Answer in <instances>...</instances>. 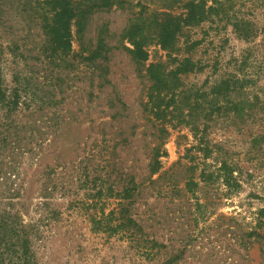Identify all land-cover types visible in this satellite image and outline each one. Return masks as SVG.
Segmentation results:
<instances>
[{
    "label": "rangeland",
    "instance_id": "rangeland-1",
    "mask_svg": "<svg viewBox=\"0 0 264 264\" xmlns=\"http://www.w3.org/2000/svg\"><path fill=\"white\" fill-rule=\"evenodd\" d=\"M33 1L0 0L2 262L10 255L15 264L19 257L27 264H264V143H252L264 134L263 107L248 118L229 103L202 114L195 106L197 91L227 76L251 80V94L264 103V0H219L224 13L217 7L207 22L183 30L178 40L198 42L189 55L202 71L181 77L182 93L159 106L162 121L150 112L146 68L174 63L145 30L153 12L183 18L189 0H115L83 34L72 29L65 56L43 52ZM236 20L251 24L252 39L238 37ZM137 21L147 35L145 63L127 51L125 31ZM100 39L108 61L98 66L87 50ZM156 145L162 155L152 176ZM222 162L239 187L216 178ZM131 179L136 189L125 201L142 229L134 239L95 222L123 202L116 195Z\"/></svg>",
    "mask_w": 264,
    "mask_h": 264
},
{
    "label": "trees",
    "instance_id": "trees-1",
    "mask_svg": "<svg viewBox=\"0 0 264 264\" xmlns=\"http://www.w3.org/2000/svg\"><path fill=\"white\" fill-rule=\"evenodd\" d=\"M35 2L39 13V30L43 38V52H48L51 56L56 53L61 56L67 55L71 51L72 29H75L80 35L83 34L90 17L94 13L110 9L118 4L115 0H34L33 3ZM164 2L174 3L181 1L164 0ZM209 2L212 4L211 6H208ZM183 7L185 9L183 18H181V16H171L169 13L156 14L153 12L150 15L149 28L145 30L147 34H153L155 38H157L161 51L166 53L165 57L174 63V66L169 69L166 68V64L160 62L149 64L146 68L148 80L151 82V89L148 94L150 112H154L153 116L156 121L165 120L164 112L166 108L160 110L159 106L165 100L167 102L175 101L182 93V91H180V87L183 84L181 77L202 71L200 63L194 62L189 55L193 52L198 42L192 43L186 38L183 43H180L178 37H180V34L186 28L192 29L207 22L211 17L210 15L217 7H220V10L224 13V4L219 0H189L183 3ZM167 8L169 9L171 6H167ZM233 28L238 37L243 40L252 39L255 35L251 24L247 23V21L236 20L233 24ZM144 29L145 26H143L140 21H137V23L130 25L125 31V36L132 46V49H127V51L137 63H145L148 59L147 52H145L141 46V43L147 37L144 33ZM103 45V40L101 39L97 40L93 47L89 43L91 49L87 50L89 55L87 60L95 61L98 59V66L107 62L108 58L104 55ZM183 54H186V56L184 57ZM246 62L245 59L242 66H245ZM249 82H251V80H245L244 78L236 76L223 77L213 82L208 90H199L196 92V109L200 114L205 111L210 113L227 108L226 106L229 103L228 110L240 114L245 113L248 118H251L256 115V109L259 107H263L260 109L264 111V103L260 105L257 95L251 94L253 89L248 87H252L249 85ZM245 86H247V89H245ZM238 94L241 96L239 100L235 98ZM3 95L0 79V100L4 98ZM186 100L188 102L189 98H186ZM164 132L165 131L160 128L159 134H163ZM194 132H199V130L194 129ZM196 136L197 133L195 138H197ZM198 142L200 145L199 148H201L199 150L203 154V159H207L210 156L211 149H208L207 141H204V136L200 135ZM261 142L262 144L264 143V134L257 135L252 139L253 145L259 146ZM159 145L153 147L151 151L149 170L152 176L157 174L160 168L159 159L162 153H159ZM262 151H264V145ZM217 171L215 176L217 179L221 180L224 186L234 189L239 187L235 177H233L235 171L231 164L222 162ZM211 177H213V175ZM135 189L136 184L133 179H131L129 181V186L123 188L122 191L116 195L123 202H120L117 209L106 215L101 222L95 221L96 224L103 223L110 234L120 233L122 236L132 239L138 234H141L142 229L129 213V207L132 203L131 201H125L133 198V191ZM263 216L264 210L259 212V217ZM259 222L262 225L264 224L262 221ZM26 243L25 240L22 242L23 245H26ZM9 245L12 246L11 244ZM27 251V249L22 248V254L24 256H26ZM7 258L9 259L8 263H5L4 260L2 262L0 259V264H15V262L10 259V255ZM18 260V264H27V260L25 259L21 263V257L17 258V261Z\"/></svg>",
    "mask_w": 264,
    "mask_h": 264
}]
</instances>
